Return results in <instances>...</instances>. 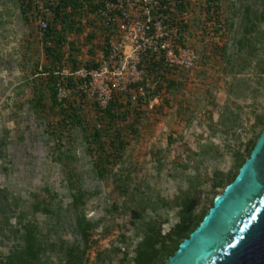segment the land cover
Instances as JSON below:
<instances>
[{
  "label": "rangeland",
  "instance_id": "374dc122",
  "mask_svg": "<svg viewBox=\"0 0 264 264\" xmlns=\"http://www.w3.org/2000/svg\"><path fill=\"white\" fill-rule=\"evenodd\" d=\"M210 4L209 19L207 0L176 4L180 39L196 52V66L145 75L151 97L130 89L110 122L77 88L53 104L44 72L67 75L96 58L106 35L86 0L63 31L59 59L44 54L33 11L24 18L17 0H0L1 254L22 243L30 223L43 264H63L72 246L84 249V264H121L148 220L160 222L162 232L172 227L176 209L169 205L180 194L194 197L196 214L210 205L222 189L212 187L215 173L233 172L235 156L261 129L264 0ZM61 107L75 109L74 125L58 123ZM98 123L110 161L101 176L93 162L102 151L92 139ZM66 172L84 193L82 205L73 204ZM80 215L91 224L87 241L76 227Z\"/></svg>",
  "mask_w": 264,
  "mask_h": 264
},
{
  "label": "trees",
  "instance_id": "16d2710c",
  "mask_svg": "<svg viewBox=\"0 0 264 264\" xmlns=\"http://www.w3.org/2000/svg\"><path fill=\"white\" fill-rule=\"evenodd\" d=\"M20 5V10L24 18H26V13L28 9H32L29 1L27 0H17ZM175 4H177V0H172ZM214 0H207V5L205 7V13L208 15V19L211 17V9L210 3ZM89 4L92 11H94L95 15L98 7V3L92 2L90 0H86ZM182 4V3H181ZM179 5V4H178ZM82 7V0H62L61 4L57 5L53 9V16L49 21L48 28L43 32V35L39 37L43 42V50L46 56H53V59H59L58 56L60 53L58 46L61 44V40L63 39V31L66 26H71L73 23L72 16L74 15L78 8ZM34 14V12H33ZM259 18L264 19V10L259 15ZM35 20V17H34ZM180 28L179 21L177 22ZM254 25L256 23H253ZM103 28V27H102ZM104 29V28H103ZM105 31V29H104ZM182 33H180L181 37ZM106 38V36H105ZM102 46V45H100ZM101 48V47H100ZM53 62V61H52ZM85 66H95L94 63L85 64ZM143 68L146 71L145 75H148L155 71L156 69H169L174 70L173 68L168 67L164 60L155 56H146L143 58ZM75 70V69H74ZM71 70V73L74 71ZM44 72L48 73V83L47 87L49 89V96L53 104H58L61 106L64 102L67 101L69 88H77V90L85 95L82 90L79 88V84L81 82L80 78H76L72 74L62 75L61 70L52 69L50 67H44ZM145 76L142 80L133 83L130 85V89L136 90H144L145 91V99L151 97L149 93L150 90L145 86V82L147 80ZM56 83H61L64 86L68 93L66 97L59 99L56 94ZM41 94H38L34 103L36 105H40L41 103ZM140 94V93H139ZM114 96L104 108H100L98 104L94 101V103L101 109V118H107L108 121H114L118 116V105H120V96ZM75 110V109H74ZM74 110L62 108L61 107V117L58 121L60 124L68 123L69 125H74L78 120L77 115L74 113ZM258 124L261 126V129L258 131L256 137L251 141V143L246 148L245 153L237 154L235 156L234 168L233 172H228L227 174H219V172L215 173V181L212 185L215 187H222L220 193L223 191L225 186L230 183L235 176L237 175L239 167L242 165L244 160L249 156L251 149L253 148L260 132L264 127V117H261L258 121ZM101 124H97V127L92 132L94 142H99V147L102 151H98L95 154L94 165L96 168V172L99 176L103 175V173L107 170L106 164L110 162L106 157L108 154L103 149V145H101V137L104 133L102 129L99 127ZM62 127V126H60ZM54 133V132H53ZM114 145V142H111ZM58 161L62 162V158L58 155ZM67 173V178L69 180V187L74 188L75 192L72 195L73 204L75 206L82 205L83 202V191L78 187L73 185L71 182V173ZM214 199V198H213ZM213 199L210 201V205L207 207L201 208L198 214L195 213V209L197 207L198 202L189 195L188 192H184L177 196L173 202L169 205L170 208H175V217L177 221L172 225V227L167 232L161 231V223H153L154 221L148 220L145 223V228L140 233L139 240L137 241L133 255L131 258L127 257L125 253L123 259L121 260V264H164L167 260L168 256L172 255L178 245L182 241L183 238L187 237L189 232H191L202 220L204 215L208 212L209 208L212 206ZM137 217H139V213H135ZM76 227L83 241H87V238L90 236V228L91 224L84 220V218L80 215L76 218ZM22 243L18 245L16 248L12 249L11 252L3 255L0 253V264H43L42 259L40 258V243L36 234L33 232L32 226L30 223L25 225L24 231L21 235ZM84 249L78 250L76 246L70 247L66 253L64 254L63 264H84L83 262V254ZM131 262V263H130Z\"/></svg>",
  "mask_w": 264,
  "mask_h": 264
},
{
  "label": "built area",
  "instance_id": "2783aa9c",
  "mask_svg": "<svg viewBox=\"0 0 264 264\" xmlns=\"http://www.w3.org/2000/svg\"><path fill=\"white\" fill-rule=\"evenodd\" d=\"M32 6L38 34L48 28L53 9L62 0H27ZM99 2V3H98ZM96 10L106 38L92 63L72 73L79 88L100 108L145 76L143 58L161 57L174 70L196 66L197 54L180 39L176 4L172 0H98ZM59 99L68 90L56 83Z\"/></svg>",
  "mask_w": 264,
  "mask_h": 264
},
{
  "label": "water",
  "instance_id": "95a60500",
  "mask_svg": "<svg viewBox=\"0 0 264 264\" xmlns=\"http://www.w3.org/2000/svg\"><path fill=\"white\" fill-rule=\"evenodd\" d=\"M164 264H264V127L235 178Z\"/></svg>",
  "mask_w": 264,
  "mask_h": 264
}]
</instances>
